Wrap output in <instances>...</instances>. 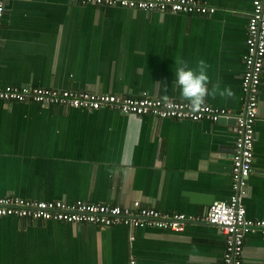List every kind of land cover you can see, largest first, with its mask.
<instances>
[{"label":"crops","instance_id":"1","mask_svg":"<svg viewBox=\"0 0 264 264\" xmlns=\"http://www.w3.org/2000/svg\"><path fill=\"white\" fill-rule=\"evenodd\" d=\"M211 16L144 12L71 0H8L0 29V88L37 86L186 101L177 58L203 59L218 123L0 101V197L142 206L186 214L183 233L0 219V264H222L218 229L198 219L234 194L235 116L254 0H205ZM253 171L243 202L264 220V74ZM131 237L135 240L131 241ZM243 264H264V230L247 236Z\"/></svg>","mask_w":264,"mask_h":264},{"label":"built area","instance_id":"2","mask_svg":"<svg viewBox=\"0 0 264 264\" xmlns=\"http://www.w3.org/2000/svg\"><path fill=\"white\" fill-rule=\"evenodd\" d=\"M8 0H0V29ZM76 1V0H71ZM82 4L120 6L144 12H172L176 14L211 16L217 9L205 0H77ZM245 72L242 88L246 96L244 111L234 117L238 134L232 156V187L234 194L226 201H216L199 221L218 229L223 236L225 252L222 264H243L245 241L249 234L264 230V220L248 219L244 198L253 171L255 124L260 110V89L264 74V0H254L249 16ZM0 101L35 103L43 108L63 106L72 109L98 111L111 109L124 115H153L164 119L218 123L229 112L204 104L193 112L187 101L166 100L144 95L128 98L121 95L90 92L59 91L37 86H6L0 88ZM17 218L31 222H62L74 225H96L110 228L125 225L134 229L156 228L183 233L192 216L164 215L157 209L134 202L132 206L95 204L85 201L69 203L61 200L35 201L18 196L0 197V219ZM135 238L131 237V241ZM134 264V263H133Z\"/></svg>","mask_w":264,"mask_h":264},{"label":"clouds","instance_id":"3","mask_svg":"<svg viewBox=\"0 0 264 264\" xmlns=\"http://www.w3.org/2000/svg\"><path fill=\"white\" fill-rule=\"evenodd\" d=\"M175 88H179L181 96L186 100L193 112L199 111L205 104L208 96H232L230 89H220V84H209L210 78L207 74L209 65L203 60H199L195 67H190L187 61L177 58L175 61Z\"/></svg>","mask_w":264,"mask_h":264}]
</instances>
